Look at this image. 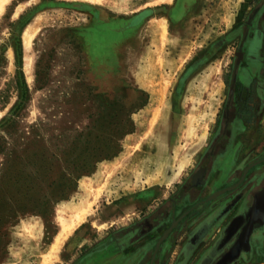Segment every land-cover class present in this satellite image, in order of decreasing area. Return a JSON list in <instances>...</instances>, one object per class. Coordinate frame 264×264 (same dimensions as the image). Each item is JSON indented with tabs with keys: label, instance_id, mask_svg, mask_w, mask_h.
I'll list each match as a JSON object with an SVG mask.
<instances>
[{
	"label": "rangeland",
	"instance_id": "1",
	"mask_svg": "<svg viewBox=\"0 0 264 264\" xmlns=\"http://www.w3.org/2000/svg\"><path fill=\"white\" fill-rule=\"evenodd\" d=\"M248 26H264V0L6 2L0 120L10 118L0 124V175L13 169L22 187L41 194L47 174H59L46 157H93L82 144L120 150L81 175L52 214L12 220L0 264L151 262L139 256L141 242L126 245L136 238L127 227L173 197L197 164L215 130L235 53L252 34ZM82 131L89 133L79 141ZM84 207L82 221L50 251L62 222ZM177 252L154 264H179ZM246 264H264V250Z\"/></svg>",
	"mask_w": 264,
	"mask_h": 264
},
{
	"label": "flooded vegetation",
	"instance_id": "2",
	"mask_svg": "<svg viewBox=\"0 0 264 264\" xmlns=\"http://www.w3.org/2000/svg\"><path fill=\"white\" fill-rule=\"evenodd\" d=\"M245 29L252 34L235 53L197 164L173 197L127 227L136 238L126 245L141 242L139 256L152 259L148 264L172 256L183 234L179 264H246L264 250V26Z\"/></svg>",
	"mask_w": 264,
	"mask_h": 264
},
{
	"label": "trees",
	"instance_id": "3",
	"mask_svg": "<svg viewBox=\"0 0 264 264\" xmlns=\"http://www.w3.org/2000/svg\"><path fill=\"white\" fill-rule=\"evenodd\" d=\"M18 67L19 63H16V68ZM20 77L21 73L14 75V82L17 86H21V83L24 84L23 81L20 82ZM24 99L21 96L20 101L10 108L12 112L19 108L21 101ZM9 118H2L0 124L7 123ZM88 133L87 131L77 132L75 134L76 139L83 141ZM108 135V143H113L115 139L112 135ZM119 150L120 148L113 152H107L96 145L88 146L82 144L81 152L86 155H93V157H46L49 159V163H51L52 159H55V167H57L59 174L57 178L51 177V174H47L48 180L46 186L48 188L41 194L22 187L23 181H21V176L17 171H13L12 169L2 172L0 175V262L4 259L7 252V228L12 220L31 213L41 215L42 217H44L45 212L52 214L54 203L68 197L69 193L75 189L76 181L81 175L91 173L98 161L115 156ZM65 151H69V147ZM29 181V175L27 174L24 177V183Z\"/></svg>",
	"mask_w": 264,
	"mask_h": 264
},
{
	"label": "bare ground",
	"instance_id": "4",
	"mask_svg": "<svg viewBox=\"0 0 264 264\" xmlns=\"http://www.w3.org/2000/svg\"><path fill=\"white\" fill-rule=\"evenodd\" d=\"M9 0H0V10L2 9L3 5L8 2ZM31 37V33L26 32L24 35V41L26 45L29 44ZM87 209L89 208H81L79 210H76L69 221L62 222V227L60 228V232L54 237L55 239L53 240L52 244L50 245V251L55 250L58 245L60 244L62 238L69 233L80 221H82ZM65 221V220H63ZM47 258L44 259L42 264H45L47 262Z\"/></svg>",
	"mask_w": 264,
	"mask_h": 264
},
{
	"label": "water",
	"instance_id": "5",
	"mask_svg": "<svg viewBox=\"0 0 264 264\" xmlns=\"http://www.w3.org/2000/svg\"><path fill=\"white\" fill-rule=\"evenodd\" d=\"M176 222H177V219L176 220H174L172 223H171V225L168 227V229H166L164 232H163V234L160 236V238L158 239V241H157V246L159 245V243L167 236V233L169 232V230L176 224ZM151 262H152V259H151Z\"/></svg>",
	"mask_w": 264,
	"mask_h": 264
},
{
	"label": "crops",
	"instance_id": "6",
	"mask_svg": "<svg viewBox=\"0 0 264 264\" xmlns=\"http://www.w3.org/2000/svg\"><path fill=\"white\" fill-rule=\"evenodd\" d=\"M262 129H260V131H261ZM185 240V237H184V234L182 235V238H180L176 243H177V245H176V247H175V250H177L178 249V252H179V250H180V247H181V245L183 244V241ZM177 252V251H176Z\"/></svg>",
	"mask_w": 264,
	"mask_h": 264
}]
</instances>
